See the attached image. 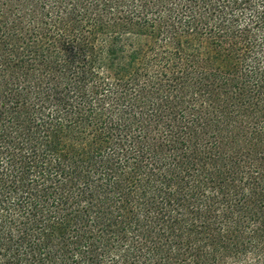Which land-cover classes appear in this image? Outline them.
<instances>
[{"label": "trees", "instance_id": "trees-1", "mask_svg": "<svg viewBox=\"0 0 264 264\" xmlns=\"http://www.w3.org/2000/svg\"><path fill=\"white\" fill-rule=\"evenodd\" d=\"M0 264H264V0H0Z\"/></svg>", "mask_w": 264, "mask_h": 264}]
</instances>
